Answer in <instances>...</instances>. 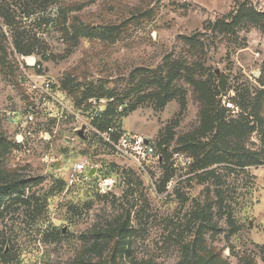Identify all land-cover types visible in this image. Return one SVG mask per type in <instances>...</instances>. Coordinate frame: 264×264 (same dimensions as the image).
I'll use <instances>...</instances> for the list:
<instances>
[{"label": "rangeland", "instance_id": "obj_1", "mask_svg": "<svg viewBox=\"0 0 264 264\" xmlns=\"http://www.w3.org/2000/svg\"><path fill=\"white\" fill-rule=\"evenodd\" d=\"M242 4L264 13L0 0V264H264V30L233 18ZM109 126L162 163L116 155ZM79 162L89 179L68 186Z\"/></svg>", "mask_w": 264, "mask_h": 264}, {"label": "built area", "instance_id": "obj_2", "mask_svg": "<svg viewBox=\"0 0 264 264\" xmlns=\"http://www.w3.org/2000/svg\"><path fill=\"white\" fill-rule=\"evenodd\" d=\"M115 129L108 128L101 132L102 140L112 147L119 157L130 161L141 170L151 168L161 162V156L154 141L135 134L122 132L112 138ZM68 186L84 183L89 179V172L84 162L74 164L66 173Z\"/></svg>", "mask_w": 264, "mask_h": 264}, {"label": "trees", "instance_id": "obj_3", "mask_svg": "<svg viewBox=\"0 0 264 264\" xmlns=\"http://www.w3.org/2000/svg\"><path fill=\"white\" fill-rule=\"evenodd\" d=\"M233 18L236 21H238V22H244V23H246L248 25L249 24H253L254 26L259 27V28L264 30V13L256 11L252 6H248L247 4H242L239 7L236 15ZM74 35H76L78 37L80 36V37H83V38H91V39L92 38H96L98 36L93 29L92 30H86L84 28L75 30ZM108 128H113V127H111V126L106 127L102 132H104ZM113 129H115V128H113ZM118 134H119V132L115 129L113 134H112V138L116 139ZM103 143L108 145L104 141H103ZM156 145H157L158 152H159V154L161 156V162L160 163H162L165 151L163 149L159 148L158 143H156ZM254 162H257L260 165L264 164L263 161L260 162L258 160L250 161L249 164H253ZM23 185H24L23 183H16V184H12V185L4 187L3 190H4V192H6V191L7 192L17 191ZM117 248H118V244H117ZM205 251L206 250H204V252L201 253V256L196 255V258L203 259V255L202 254L205 253V255L210 256V259H206L207 263L212 261L213 259L215 261H218V262H220V260H222L220 255L218 256L215 253L214 254L213 253L209 254L208 251H206V252ZM85 264H113V262L110 261V260L108 262L103 261V260H98V261H96L94 263L88 262V263H85Z\"/></svg>", "mask_w": 264, "mask_h": 264}, {"label": "water", "instance_id": "obj_4", "mask_svg": "<svg viewBox=\"0 0 264 264\" xmlns=\"http://www.w3.org/2000/svg\"><path fill=\"white\" fill-rule=\"evenodd\" d=\"M29 62H31V60H29ZM90 175V174H89Z\"/></svg>", "mask_w": 264, "mask_h": 264}]
</instances>
